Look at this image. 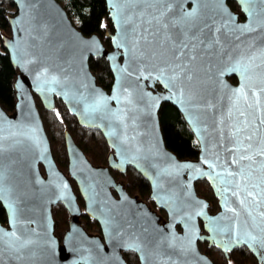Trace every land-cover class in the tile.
I'll return each instance as SVG.
<instances>
[{
	"label": "water",
	"instance_id": "1",
	"mask_svg": "<svg viewBox=\"0 0 264 264\" xmlns=\"http://www.w3.org/2000/svg\"><path fill=\"white\" fill-rule=\"evenodd\" d=\"M11 1L16 11L9 17L10 33L2 35L1 41L11 64L17 69L13 81L16 101L12 112H7L0 105V135L6 137L3 141L5 151L0 154V166L10 169L9 180L5 181V184L12 187V193L0 201L6 214V223L0 222V229L12 230L11 208L8 205L14 199L18 217L17 235L37 242L34 245L35 256L26 255L23 264H78L81 256L91 257L97 264H128L124 257L125 252L135 253L138 264H141V253L127 247L132 243L133 236L139 237L138 242L144 245V254L148 257L149 264H163L172 254L159 245L153 246L157 238L167 236L171 231L187 246L189 230L192 233L193 252L187 255L179 253L172 255L175 264H201L198 259L200 257L203 258L202 264H213L211 258L199 249L198 242H207L208 247L216 248L227 260L235 248L246 247L259 264H264V261H260L259 257L243 243L231 246V250L225 253L223 246L215 245L228 244V236L224 233L211 232L208 226L209 217H219L222 213L225 217L232 216L231 212L224 213V197L221 193L225 184L219 177L209 179L208 176L201 174L213 171L208 164L202 162L203 160L216 164L215 172L223 174L225 169L236 171V166L230 164V159L235 157H230L227 151L232 145L227 140L221 142L217 131L218 128L226 129L230 123H235L227 118L232 107L230 91L221 90L216 86L214 71L220 70L223 65L215 60L204 62L205 67L199 71L198 78L193 86H189L190 90L187 93L188 96H195V102L199 105L198 108H193L187 100L180 104L177 103L175 96L167 98L170 93L159 82L149 80L137 82L135 77L138 73L134 71L136 63H131L128 67V71L132 73L131 77L116 70L117 66L121 68L126 66L128 61L124 54L125 49L121 48L118 53L112 43L111 37H118L119 29L113 19L109 0H105L109 23L105 27L104 36L109 39L110 49L105 47L97 34L86 36L75 27L57 0ZM233 1L241 9L237 0ZM223 2L227 10L235 16L237 24L246 22L242 10L245 20L238 21V13L230 9L226 0ZM192 7L191 3L186 5L188 9ZM13 36L14 42L8 43ZM221 39L227 46L226 50L231 52L236 42L232 37H224L222 34ZM262 40L264 33H252L241 36L240 43L242 47L251 45L258 54L261 48H264ZM87 43H91L92 47H87ZM91 57L104 58L107 61L113 76L109 90L100 86L91 72L88 63ZM209 63L216 64L213 72L207 70ZM147 74L145 71V75ZM230 77L236 78V83H233ZM53 78L58 83H52ZM256 78L254 74L253 80ZM222 79L229 88L240 87L241 77L236 73L226 74ZM94 89L105 96L117 95L119 100L110 101L107 108L100 112L91 110L85 112V108L91 106ZM35 96L47 111L54 110L56 99H59L80 126L100 132L110 149L106 164H92L70 133L65 130L67 168L66 171L60 169L53 158ZM129 99L131 103L128 102ZM261 101V112L256 113L253 109L250 117V120L256 119L257 124L253 128L256 132L253 152L264 147V126H259V119L264 117V94ZM162 103L174 106L193 133L199 144L196 159H179L166 147L158 117ZM208 104L212 107H207ZM221 120L224 121L223 124L220 123ZM13 133L16 135L13 136ZM22 133L34 136L35 141ZM15 140L21 143L14 144ZM136 148L142 150L140 154L142 158L131 159L137 155ZM125 149L130 159L125 167L134 169L146 180L150 187L148 198L157 209L165 212L166 217L138 196L130 195L123 182L116 180L112 175L111 170L125 174L111 163V160L116 159V154ZM149 161L157 166L155 170L148 166ZM248 163L250 162H244L245 165ZM137 164L143 171L136 167ZM185 164L197 166L198 171L175 167ZM164 168L173 173L171 178L167 175L157 177L156 172ZM251 171V182L264 181V158L256 157ZM198 181L207 182L211 188L217 200V211L211 212L209 201L197 194L195 183ZM73 183L83 201V207L78 202ZM154 183L162 185L156 199H153ZM65 184L68 186L67 189L63 188ZM261 187H264V184H261ZM172 194H176L187 204L184 211L188 212H192L193 209L200 211L199 205L188 203L189 198L192 201H202L207 205L203 209L205 215L195 216L186 225L181 222L184 212L180 211L173 220L169 210L177 208L179 200L173 204L170 199ZM122 196H127V200L121 201ZM59 204L68 214V227L62 238L54 233L53 208ZM227 206L237 209L241 221L245 219V213L235 197L228 196ZM260 210L264 211V206ZM83 213L97 222L100 233H90L82 226L80 217ZM253 214L255 215V210ZM216 224L224 228L230 221L224 219L217 221ZM145 228L147 232L143 231ZM32 229L35 233L31 231ZM237 230L242 233L244 225L241 223ZM69 232L73 233L72 238L66 239ZM48 238L52 241L50 249L43 247L44 241ZM81 248L87 251H82ZM2 255L4 264H20L10 259L11 253L7 250Z\"/></svg>",
	"mask_w": 264,
	"mask_h": 264
},
{
	"label": "snow or ice",
	"instance_id": "2",
	"mask_svg": "<svg viewBox=\"0 0 264 264\" xmlns=\"http://www.w3.org/2000/svg\"><path fill=\"white\" fill-rule=\"evenodd\" d=\"M237 2L246 16V22L242 24L235 22V16L227 10L223 0H109L113 19L119 29L118 37H111V39L118 53L121 48L125 49L124 54L128 61L123 68L117 66V71H122L131 77L132 73L128 71V67L131 66V63H136L137 67L134 71L138 73L135 77L137 82L141 80L159 82L169 91L170 96L167 98L170 99L175 96L177 103L180 104L187 100L193 108H198L199 105L195 102V96H188L187 93L190 90L189 86H193L194 81L198 78L199 71L205 67L204 62L215 60L223 65L220 70L214 71L216 86L221 90L228 89L230 91L229 99L232 101V107L228 111L227 118L230 122L235 121V123H230L226 129L218 128L217 131L221 142L227 140L232 145L227 151L230 157H235L230 159V164L236 166V171L225 169L224 173L221 174L215 172L216 164L203 160L202 162L208 164V167L213 171L201 174L208 176L209 179L219 177L221 182L225 184L221 193L224 197V213L231 212L232 216L225 217L222 213L219 217H209L208 226L211 232L224 233L228 236V244L215 245L217 247L223 246L225 253L231 250V246L243 243L259 257L260 261H264V211L260 210L264 206V187H261L264 181L261 183L251 182L252 163L255 162L256 157L264 158V147L253 152V139L256 136L253 128L257 124L256 119L250 120L253 109L256 113H260L262 110L264 48H261L257 54L251 45L242 47L240 43L241 36L264 33V0H237ZM188 3L193 5L191 9L186 8ZM101 27H107V25L102 24ZM221 34L224 37H232V40L236 42L231 52L226 50L227 46L222 42ZM14 40L15 36L8 40V43H13ZM87 47L91 48L92 44L87 43ZM215 69L216 64L209 63L207 65L208 72H213ZM145 71H147V75H145ZM231 73H236L241 77L239 88H229L223 82L222 77ZM254 74L257 76L255 81L253 80ZM37 79L39 80L40 77L38 76ZM51 82L58 83L55 78ZM50 90L55 91V89ZM91 100V106L90 108L86 107L85 112L89 110L100 112L107 108L110 101L119 100V97L117 95L105 96L94 89ZM128 102L131 103V99ZM207 107L211 108L212 105L208 104ZM56 115L59 119V113ZM220 123L223 124L224 121L221 120ZM259 126H264V117L259 119ZM12 135L15 136L16 134L13 133ZM22 135H26L33 142L35 141V137L32 135L27 133H22ZM5 139L6 137L0 135V154L5 151L3 145ZM18 143L21 141H14V144ZM135 152L137 155L131 159L142 158L140 148H136ZM245 161L250 163L245 165ZM129 162L127 149L116 154L115 160H111L113 167L125 173L127 172L125 165ZM148 166L154 170L157 168L150 161ZM136 167L143 171L139 164ZM175 167L198 171L197 166L191 164L176 165ZM9 171L10 169H4L3 166H0V201L4 200L6 195L11 196L12 193V187L5 184V181L9 180ZM156 175L158 178L165 175L171 178L173 173L164 168L158 170ZM67 187V184L63 185L64 189ZM161 188L162 185L154 183L153 199L157 198ZM229 195L235 197L243 209L245 213L243 221L240 220V213L236 208L227 206ZM170 199L173 204L179 200V206L169 210L173 220L180 211L184 212L181 222L186 223V225L195 216L205 215L203 209L207 205L202 201H192L189 198L188 203L199 205L200 211L193 209L192 212H188L184 211L187 204L180 200L176 194H172ZM125 200H127V196H122L121 201ZM15 204V200L12 199L8 205L11 208L10 224L12 230L0 229V264H4L2 254L5 250L11 253V260L18 261L20 264H23L26 255L35 256L34 245L37 242L17 235L18 217ZM112 210L109 209V211ZM254 210L255 215L253 214ZM224 219L229 220L230 224L224 228L218 227L216 222ZM241 223L244 225L242 233L237 230ZM31 231L35 233L34 229ZM143 231L147 232V229L145 228ZM72 235L73 233L69 232L66 239H71ZM138 241L139 237L133 236L132 243L127 247L129 250L141 253V264H149L148 257L144 254V245ZM191 244L192 233L189 230L187 232V246L183 244L181 238L175 236L171 231L167 236L157 238L153 246L159 245L172 255L177 253L187 255L193 252ZM51 246V238L46 239L43 247L50 249ZM81 250L87 251V249L82 248ZM172 255H169L168 260L163 264H175ZM198 259L202 264L203 258ZM90 260L91 264H97L94 259L88 256H81L78 264H89Z\"/></svg>",
	"mask_w": 264,
	"mask_h": 264
},
{
	"label": "trees",
	"instance_id": "3",
	"mask_svg": "<svg viewBox=\"0 0 264 264\" xmlns=\"http://www.w3.org/2000/svg\"><path fill=\"white\" fill-rule=\"evenodd\" d=\"M57 1L67 12L75 27L86 36L97 34L105 47L110 49L109 39L104 36L105 27H101L102 24L108 25L109 23L105 0ZM15 11V5L11 0H0V105L7 112H12L15 106L16 98L13 81L16 77L17 69L11 64L8 53L2 46L1 37L10 33L9 17ZM88 63L98 84L109 90L113 76L107 61L104 58L91 57ZM229 79L232 82H236L234 77ZM35 101L50 143L53 158L60 169L66 170L67 168V155L64 143L65 130L70 133L75 143L92 164H106L110 149L100 132L80 126L76 118L69 114L65 105L59 99H56V107L52 111L45 110L36 96ZM57 113H59V119H57ZM158 117L166 147L179 159H196L199 154V144L178 110L169 103H162ZM111 173L116 180L123 182L126 191L130 195H136L148 201L149 184L134 169L128 168L124 175L114 170H111ZM73 186L77 193L74 183ZM195 188L199 196L209 201V210L211 212L216 211L218 209L217 200L207 182L198 181L195 183ZM77 199L81 207H83V201L78 193ZM162 215L164 214L162 213ZM53 218L55 221L54 233L59 238H62L68 227V214L61 204L53 208ZM80 221L88 232L100 233V227L97 222L84 213L81 215ZM0 222L6 223V214L1 204ZM198 246L201 251L211 258L213 264H229V262L231 264H240L252 261L251 254L245 248L234 250L230 253V259L227 260L224 254L216 248L208 247L207 242L198 243ZM124 257L128 264H138L137 257L133 252H125Z\"/></svg>",
	"mask_w": 264,
	"mask_h": 264
},
{
	"label": "flooded vegetation",
	"instance_id": "4",
	"mask_svg": "<svg viewBox=\"0 0 264 264\" xmlns=\"http://www.w3.org/2000/svg\"><path fill=\"white\" fill-rule=\"evenodd\" d=\"M226 3H227V5L230 7V9L232 10V11H234V12H236V13H238V21H244L245 20V16H244V14L241 12V9H240V7L237 5V3L235 2V1H233V0H226ZM235 80H236V78H235ZM233 83H236V82H233ZM141 199V198H140ZM143 200V199H142ZM143 201H145L146 203H148L152 208H154L158 213L160 212L161 213V215H162V213L164 214V215H162L163 217H166V214H165V212L163 211V210H160V209H157L156 207H155V205H154V203L152 202V201H150V199L148 198V201H146V200H143ZM217 211V210H216ZM215 212V211H214ZM198 243H203V242H198ZM199 247V246H198ZM240 248H245L247 251H248V249L246 248V247H240ZM240 248H235L234 250H236V249H240ZM200 249V248H199ZM233 250V251H234ZM232 251V252H233ZM203 252V251H202ZM249 252V251H248ZM205 253V252H204ZM250 253V252H249ZM135 254V253H134ZM251 254V253H250ZM137 257V256H136ZM251 257H252V261L251 262H248V263H240V264H259V262L254 258V256L251 254ZM137 260H138V258H137ZM231 264V263H230ZM232 264H234V263H232Z\"/></svg>",
	"mask_w": 264,
	"mask_h": 264
},
{
	"label": "rangeland",
	"instance_id": "5",
	"mask_svg": "<svg viewBox=\"0 0 264 264\" xmlns=\"http://www.w3.org/2000/svg\"><path fill=\"white\" fill-rule=\"evenodd\" d=\"M64 171H66V170H64Z\"/></svg>",
	"mask_w": 264,
	"mask_h": 264
}]
</instances>
